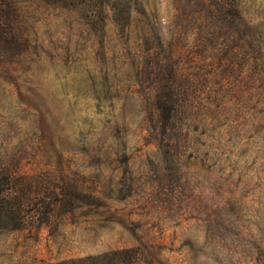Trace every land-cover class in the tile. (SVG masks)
<instances>
[{"label": "rangeland", "instance_id": "1", "mask_svg": "<svg viewBox=\"0 0 264 264\" xmlns=\"http://www.w3.org/2000/svg\"><path fill=\"white\" fill-rule=\"evenodd\" d=\"M9 2L0 175L26 211L0 264H264V0Z\"/></svg>", "mask_w": 264, "mask_h": 264}, {"label": "trees", "instance_id": "2", "mask_svg": "<svg viewBox=\"0 0 264 264\" xmlns=\"http://www.w3.org/2000/svg\"><path fill=\"white\" fill-rule=\"evenodd\" d=\"M10 0H0V60L9 58V55H13L11 59L20 56L25 49H27V41L22 36L19 27V22L15 21L18 17L17 9L9 2ZM236 13V11H235ZM239 20V19H238ZM4 23L8 27H3ZM26 45V46H25ZM25 49L23 51V47ZM171 61V57L167 56ZM167 90V88H165ZM168 97L164 94H160L157 100V110L160 111V116L165 122L166 126H169L168 122H171L178 114V101L175 103L174 98L177 95V90L174 86H170ZM167 99L171 100L173 105L169 107L167 105ZM164 133H167L165 128ZM14 190L12 188L11 177L9 175H0V232L5 231H17L25 227V208L23 204L16 203ZM130 250L124 252H115L106 254L99 257H89L87 259H79L74 261L73 264H130L132 260H135V256H124V253L129 254ZM123 256V257H122Z\"/></svg>", "mask_w": 264, "mask_h": 264}]
</instances>
